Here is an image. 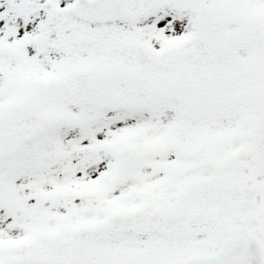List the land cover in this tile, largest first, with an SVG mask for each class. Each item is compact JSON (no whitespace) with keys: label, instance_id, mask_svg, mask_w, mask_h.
<instances>
[{"label":"snow or ice","instance_id":"1","mask_svg":"<svg viewBox=\"0 0 264 264\" xmlns=\"http://www.w3.org/2000/svg\"><path fill=\"white\" fill-rule=\"evenodd\" d=\"M0 264H264V0H0Z\"/></svg>","mask_w":264,"mask_h":264}]
</instances>
